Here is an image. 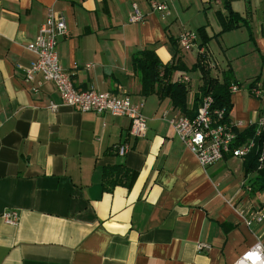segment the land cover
Here are the masks:
<instances>
[{
	"label": "crops",
	"instance_id": "1",
	"mask_svg": "<svg viewBox=\"0 0 264 264\" xmlns=\"http://www.w3.org/2000/svg\"><path fill=\"white\" fill-rule=\"evenodd\" d=\"M225 3L251 33L223 32ZM134 6L141 23L130 21ZM50 8L68 25L58 54L75 88L130 96L147 118L145 138L130 136L127 117L65 105L41 74L26 81L36 60L27 45ZM186 33L196 35L189 51L179 46ZM148 49L190 70L174 75L190 79L189 110L203 84L191 70L205 53L214 78L231 70L239 82L233 122L244 130L257 121L262 101L247 88L259 79L264 89V0H0V264H236L264 244V223L248 227L241 216L264 210V193H245L242 159L203 168L170 124L182 114L172 100L142 95L132 60ZM115 166L135 179L111 187L104 175ZM10 210L20 215L16 227L2 218ZM202 243L210 249L198 250Z\"/></svg>",
	"mask_w": 264,
	"mask_h": 264
},
{
	"label": "built area",
	"instance_id": "2",
	"mask_svg": "<svg viewBox=\"0 0 264 264\" xmlns=\"http://www.w3.org/2000/svg\"><path fill=\"white\" fill-rule=\"evenodd\" d=\"M151 8L158 12H167L168 6L164 3L151 1ZM145 16L137 6H134L130 21L141 23ZM68 33L66 19L48 9L47 17L39 29L37 37L28 43L27 49L36 57L30 67L25 69L26 81H33L37 74L53 83L59 92L63 103L75 108L82 113L111 114L114 116L127 117L131 121L130 136L135 139H142L148 133V121L143 114L142 106L135 103L128 95H117L111 92L101 93L95 89L85 92L78 91L73 83L70 74L63 68L58 54V45L61 38ZM196 35L186 33L180 38L179 46L189 51L194 46ZM179 82L189 84L188 76H182ZM231 91L236 93L238 87H232ZM252 95L262 101L259 116L256 124L264 129V91L258 88L252 90ZM213 100L206 97L197 111L195 118H189L179 114L170 119V124L174 127L180 140L193 153L203 168L207 169L216 163L225 160L226 156L236 159H243L254 148V143L233 147L237 142L236 133L233 127L223 122L224 112L215 111L212 115L211 106ZM50 108L56 110V105L51 104ZM238 127V125H236ZM131 151L128 144H123L117 149V154L125 157ZM261 163L264 164V144L261 154ZM244 223L248 227H253L264 223V210L251 208L248 212L241 213ZM2 218L7 225L18 226L20 215L17 211H6ZM210 246L199 244L198 250L208 251ZM236 264H264V244L258 242L255 246L245 251Z\"/></svg>",
	"mask_w": 264,
	"mask_h": 264
},
{
	"label": "trees",
	"instance_id": "3",
	"mask_svg": "<svg viewBox=\"0 0 264 264\" xmlns=\"http://www.w3.org/2000/svg\"><path fill=\"white\" fill-rule=\"evenodd\" d=\"M225 8L228 11L226 16L220 12L217 13L223 32L246 27L251 33V27L246 19L234 13L229 3H225ZM198 32L202 40L201 47H205L210 39L204 29H200ZM132 62L134 70L140 78L143 96L158 95L162 99L169 98L172 100L174 107L189 118H195L204 99L211 97L213 100L211 106L212 115L215 111H223V122L231 125L236 133L237 142L233 144V147L236 148L250 142L254 143V148L242 159L244 177L247 180L246 188L252 196L264 193V164L260 161L264 144V129L261 130L258 124L253 123L246 129L240 130L233 122L231 115L234 105L232 103L233 92L231 89L234 86L240 89V85L231 70L224 73L222 80L214 78L207 64L205 53L199 54L198 61L191 71H199L201 73L203 84L199 88L198 94L195 95L193 109L189 110V84H184L179 82V79H174V75L177 72H190L180 59L164 64L154 50L148 49L134 55ZM258 80L255 79L248 86L247 89L250 95H252L251 92L254 88L264 91L258 85ZM225 158L233 157L228 155ZM104 176L111 183V187L124 183L122 180L125 177L130 182L135 179L134 174H130L122 166L106 169Z\"/></svg>",
	"mask_w": 264,
	"mask_h": 264
},
{
	"label": "rangeland",
	"instance_id": "4",
	"mask_svg": "<svg viewBox=\"0 0 264 264\" xmlns=\"http://www.w3.org/2000/svg\"><path fill=\"white\" fill-rule=\"evenodd\" d=\"M240 162V161H239ZM239 165H240V163H238ZM232 170H233V172L235 173V175H233V179H237V177L239 176V174H240V171H239V169H234V168H232ZM243 174V173H242ZM234 181V180H233ZM245 186V185H244ZM245 189L247 190V188H246V186H245ZM245 190V193L248 195V196H250V194H248V192Z\"/></svg>",
	"mask_w": 264,
	"mask_h": 264
}]
</instances>
